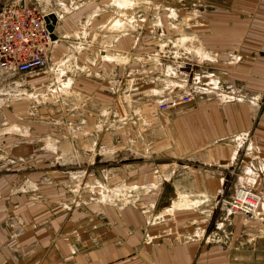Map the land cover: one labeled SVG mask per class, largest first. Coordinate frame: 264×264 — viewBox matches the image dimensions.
Instances as JSON below:
<instances>
[{
	"label": "rangeland",
	"instance_id": "obj_1",
	"mask_svg": "<svg viewBox=\"0 0 264 264\" xmlns=\"http://www.w3.org/2000/svg\"><path fill=\"white\" fill-rule=\"evenodd\" d=\"M55 11L58 40L47 67L29 72L23 83L9 88L0 75V88L6 87L0 94V174L9 170L7 183L18 195L22 193L19 190L27 188L21 171L26 162L28 168L40 163V167L56 169L55 176H44L50 182L56 178V203L52 206L56 217L65 220L56 222V231L61 235L71 231L78 236L111 226L116 216L142 212L143 204L150 199L160 200L157 207L163 213L175 215L170 200L178 192L173 184L180 186L181 181L191 179L184 173L188 166L202 169V164L185 157H157L154 164L143 147L146 143L136 136L146 129L151 112L139 109L137 104L150 100V88L156 89L151 91L155 94L151 98L159 109V104L169 102L171 97H176L175 102H184L183 96L192 89L197 91L194 99L197 97L203 83L197 61L182 56V51L186 52L183 38L189 35V41H196L197 26L203 24L196 6L187 8L186 0H56ZM92 11L99 16L90 17ZM196 49L191 47L189 55H194ZM206 79L207 83L212 80L209 75ZM122 122L126 123V139L136 136L137 141L129 139L126 144L121 139L120 144L116 143L117 131H124L118 127ZM250 145L254 156L257 147ZM29 151L46 154L28 160L24 156ZM150 161L151 166H157V180L167 182L168 188H133L132 184L140 183L135 178L139 172L128 170L133 166L149 167ZM260 161L253 159L255 164ZM241 163L238 159L225 168L216 165L210 175L222 177L228 184L236 183ZM258 180L262 181L259 188L264 189V178ZM259 188L253 190L262 196ZM232 192H221L216 199L224 204L235 191ZM174 203L180 206L176 201L173 206ZM242 220L245 233L241 232L236 243L244 246L245 234L260 233V226L264 225V204L253 218L244 221L243 216ZM211 221L206 231L213 227ZM225 224L223 227L230 234L235 224L231 222L226 228ZM174 227L175 219L161 231L171 234ZM228 236L226 244L235 246V239ZM52 241L53 238H39V244L25 249H34L35 260L44 257L45 261H52V248L58 244L57 239ZM15 243L14 252L21 253L20 245ZM15 262L18 260L14 255Z\"/></svg>",
	"mask_w": 264,
	"mask_h": 264
},
{
	"label": "crops",
	"instance_id": "obj_2",
	"mask_svg": "<svg viewBox=\"0 0 264 264\" xmlns=\"http://www.w3.org/2000/svg\"><path fill=\"white\" fill-rule=\"evenodd\" d=\"M8 1L11 0H0V4ZM30 1L53 12L56 38V0ZM186 1L187 8L196 6L203 20L197 26L196 41H189V35L183 38L186 52L182 51V56L197 61L196 69L203 79L197 97L189 102L168 98L170 104L161 110L151 98L155 96L151 91L156 89L150 88V100L137 104L139 109L151 112L144 125L146 129L138 131L136 136L146 143L143 147L154 164L157 157L167 160L185 157L202 164L199 165L202 169L188 166L184 173L191 179L181 181L180 186L173 184L178 192L170 200L175 215L163 213L157 207L160 200L150 199L143 204L142 212L116 216L111 226L104 225L78 236L67 231L62 236L56 231V222L65 220L56 217L52 206L56 203V178L50 182L44 176L45 173L55 176L56 169L40 167V163V168H28L26 162L21 171L26 176L23 184L27 188L19 190L21 194L14 195L11 184L7 183L9 170L0 174V264H264V225L260 226V233L257 230L255 234L246 233L247 243L242 246L236 240L241 238L244 228L243 216L234 213L221 221L216 219L223 205L216 199L217 195L231 194L241 185L257 189L262 184L258 179L264 178V0ZM89 16L93 18L99 13L92 11ZM191 47L197 48L194 55H189ZM208 75L212 80L207 83ZM216 80L224 86L215 88ZM5 88H0V94ZM118 127L124 131L122 134L117 131L116 143L120 144L121 139L123 143L138 140L136 136L126 139L125 122ZM251 143L257 147L254 156ZM45 154L29 151L24 158L40 159ZM238 159L242 163L236 183L228 184V180L223 182L222 177L210 175L212 167L225 168ZM253 159L261 161L255 164ZM149 164L128 170L133 174L137 169L139 172L135 178L140 183L132 184L133 188L147 186L151 191L168 188L167 182L157 180V166H151V161ZM259 190H263L264 198V189ZM174 201L180 206L175 203L173 206ZM174 219L172 233H163V227ZM210 220L213 227L206 231ZM231 222L235 226L227 234L223 226L226 223V228ZM228 235L235 239V246L226 244ZM44 237L53 238L52 243L57 239L52 261H45L44 257L35 260L34 249H25L33 243L39 244V238ZM14 241L20 245L21 253L14 252ZM14 255L18 262L14 263Z\"/></svg>",
	"mask_w": 264,
	"mask_h": 264
},
{
	"label": "built area",
	"instance_id": "obj_3",
	"mask_svg": "<svg viewBox=\"0 0 264 264\" xmlns=\"http://www.w3.org/2000/svg\"><path fill=\"white\" fill-rule=\"evenodd\" d=\"M49 12L30 0L0 4V75L8 88L23 83L25 75L47 67L52 59L57 39L48 28ZM196 93L194 89L185 93L183 101H191ZM169 104L161 102L159 107L163 110ZM262 198L252 188L241 185L224 201L216 219L221 221L234 213L241 214L245 220L251 219L254 217L252 209L256 208L253 203H262Z\"/></svg>",
	"mask_w": 264,
	"mask_h": 264
},
{
	"label": "water",
	"instance_id": "obj_4",
	"mask_svg": "<svg viewBox=\"0 0 264 264\" xmlns=\"http://www.w3.org/2000/svg\"><path fill=\"white\" fill-rule=\"evenodd\" d=\"M46 20H47V21L51 20V23L48 24V28H49L51 31H53V30H54V24L56 23V18H55V16H54L53 14H49V16L46 18ZM53 37H55L54 34H53ZM213 86H214L215 88H221V87L224 86V83L221 82V81H219V80H216V81L214 82V85H213Z\"/></svg>",
	"mask_w": 264,
	"mask_h": 264
},
{
	"label": "bare ground",
	"instance_id": "obj_5",
	"mask_svg": "<svg viewBox=\"0 0 264 264\" xmlns=\"http://www.w3.org/2000/svg\"><path fill=\"white\" fill-rule=\"evenodd\" d=\"M48 14H53V12H49ZM54 15V14H53ZM52 33H53V31H52ZM56 47V46H55ZM250 189V188H249ZM243 199V198H242ZM253 205H255L256 206V208L255 209H252V213H254V215L257 213V211H258V209H261V205H263V203H260V201H255L254 203H253Z\"/></svg>",
	"mask_w": 264,
	"mask_h": 264
}]
</instances>
